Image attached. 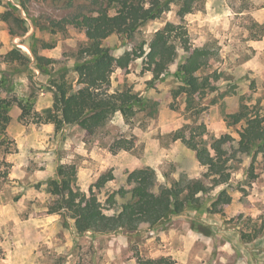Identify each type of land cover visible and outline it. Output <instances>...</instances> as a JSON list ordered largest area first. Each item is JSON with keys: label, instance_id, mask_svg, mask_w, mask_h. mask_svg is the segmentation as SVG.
I'll return each instance as SVG.
<instances>
[{"label": "rangeland", "instance_id": "1", "mask_svg": "<svg viewBox=\"0 0 264 264\" xmlns=\"http://www.w3.org/2000/svg\"><path fill=\"white\" fill-rule=\"evenodd\" d=\"M92 6L93 0H0V78L10 86L1 95L16 97L31 111L21 119L14 102L11 120L0 131V264H148L161 257L175 264H264V163L261 155L238 150L244 121L233 117L243 106L264 113V0H203L183 20L172 5L131 39L120 34L105 39L116 56L145 50L111 76V91L131 90L143 98L131 120L117 111L94 134L78 124L57 130L53 123L33 122L35 112L53 105L55 78L64 73L75 89L82 87L72 68L87 38L62 18ZM167 22L183 25L193 48L211 51L208 66L197 73L209 83L206 89L175 95L183 48L160 78L147 69L154 34ZM11 49L29 61L4 63ZM178 130L208 146L227 136L226 184L203 177L207 166L174 138ZM123 140L133 147L113 152L111 146ZM62 165L76 167L73 187L95 192L109 214L126 200L120 190L130 191L128 177L136 169L152 168L158 186L203 178L209 189L197 194L199 208L171 214L153 228L142 223L136 230L79 233L73 218L54 211L59 203L49 182ZM111 194L117 204L109 201Z\"/></svg>", "mask_w": 264, "mask_h": 264}, {"label": "trees", "instance_id": "2", "mask_svg": "<svg viewBox=\"0 0 264 264\" xmlns=\"http://www.w3.org/2000/svg\"><path fill=\"white\" fill-rule=\"evenodd\" d=\"M202 1L93 0L92 7L62 18L66 24H73L81 29L87 38L79 47L72 68L77 74V83L82 87L75 89L71 82L65 79L64 73L55 78L53 105L42 112H35L32 121L53 123L57 130L65 125L78 124L89 134H94L117 111H120L127 121L131 120L136 113V106L143 103V98L131 90L111 91V76L115 68H127L133 60L143 56L145 50L141 46L140 51L134 49L116 56L112 48L104 44L105 39L113 34L131 39L142 25L160 18L172 5L178 7L177 14L183 20L186 14L198 9ZM1 46L0 39V48ZM180 48L184 49L185 54L177 72L181 85L175 95L182 92L193 95L209 87L207 80H200L197 73L208 66L212 55L206 47L193 48L189 44L183 25L167 22L162 29L155 32L150 51L146 54V67L152 72L153 79L160 78L177 59ZM15 61L23 63L29 61V58L21 50L11 49L5 54L3 62L11 65ZM65 70L66 68L63 69ZM9 91L10 86L4 78H0V131H5L11 120L9 111L14 102L22 109L21 119L25 120L31 116L27 104L16 97L7 98L1 95ZM242 108L240 112L233 114L235 122L244 121L239 130L238 150L252 152L254 156L261 155L264 163V113L258 109L256 112H250L247 106ZM174 138L182 139L195 150L200 164L207 166L208 170L203 177H211L214 185H224L229 181L231 172L227 162L230 158L223 159L226 135L213 138L209 146L205 141L186 136L182 130L175 132ZM118 143L120 142L116 144ZM116 144L111 146L113 152L133 147L126 140H123V144ZM75 176L74 165H62L57 171V178L52 179L49 185L59 203L54 211L62 210L73 218L79 233L93 231L104 234L120 229L136 230L142 223L153 228L171 214H182L187 208H199L202 202L197 194L205 193L209 189L203 178L192 179L184 186L178 183L158 186L156 172L150 167H144L130 173L127 181L131 185L130 191L120 190L126 200L109 214L106 212L108 208L95 192L85 193L73 187ZM104 185L105 180H100L97 184L98 187ZM109 201L117 204L114 194H111ZM153 263L175 264L170 257L151 260L148 264Z\"/></svg>", "mask_w": 264, "mask_h": 264}]
</instances>
